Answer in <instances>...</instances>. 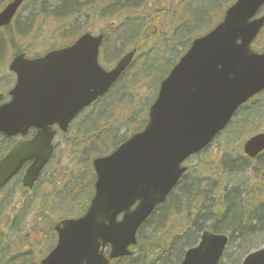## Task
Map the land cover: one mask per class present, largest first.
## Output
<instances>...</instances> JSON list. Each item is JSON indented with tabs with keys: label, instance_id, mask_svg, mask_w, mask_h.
I'll list each match as a JSON object with an SVG mask.
<instances>
[{
	"label": "water",
	"instance_id": "1",
	"mask_svg": "<svg viewBox=\"0 0 264 264\" xmlns=\"http://www.w3.org/2000/svg\"><path fill=\"white\" fill-rule=\"evenodd\" d=\"M22 3L14 0L0 12V27L9 25ZM263 4L264 0H237L214 31L193 42L192 49L162 81L144 129L109 157L94 161L98 181L91 209L79 220L58 226L60 244L42 264H108L98 252L99 240L112 244V256L129 253L127 246L136 242L137 227L156 204L165 202L186 172L181 163L208 145L228 125L240 104L264 88V53L255 54L249 46L264 25V17L250 21ZM102 38L85 34L72 47L45 58L27 60L18 55L11 68L18 71L19 81L12 91L13 102L0 107V130L8 135L18 133L37 124L43 115L52 116L49 122L59 121L66 128L85 106L105 95L136 51L127 53L113 70L105 71L97 62ZM72 50L77 54L79 76L75 89L53 99L49 78L46 73V78L42 77L39 68L61 54L67 64L60 65L70 67ZM35 101L41 102L40 109L33 108ZM48 102L50 108L46 110ZM45 131L32 142L17 146L0 163V186L11 179L22 162L35 157L37 161L24 176L25 185L34 186L51 156L52 135L45 136ZM245 146L254 157L264 149V134ZM136 201L139 203L131 211ZM123 212L124 219L118 222L116 217ZM226 242V236L204 233L202 243L187 253L183 264H216ZM243 264H264V249L248 255Z\"/></svg>",
	"mask_w": 264,
	"mask_h": 264
},
{
	"label": "rangeland",
	"instance_id": "2",
	"mask_svg": "<svg viewBox=\"0 0 264 264\" xmlns=\"http://www.w3.org/2000/svg\"><path fill=\"white\" fill-rule=\"evenodd\" d=\"M114 1L104 0L101 10L89 16H81L79 23L89 28L92 33H100L103 29L109 33L110 37L116 38L105 40V50L108 44L109 47H115L114 49L120 55L123 48L139 43V52L131 68L118 82V86L106 98L83 114L84 117L86 116L89 128L85 132L82 127V131L86 137L91 136L90 141L83 139L85 156L79 157L77 154L75 157H70L66 151L64 155L55 157L50 169L44 172L33 190L25 189L14 182L2 191L0 195L1 264L9 263V261H12L10 264H23L22 259H30L33 264H36L48 252L49 246L53 248L57 244L55 233L49 230L57 220L71 216L77 217L85 211L88 205L86 201L94 192L92 175L90 173L86 175L89 168L91 171L93 169L91 161L95 156L106 154L113 148L111 140L94 144L92 138L103 139L101 131L105 130L111 122L114 124H112L113 128L118 129L114 142H118L122 136H130L131 130H137L145 122L149 102L152 103L157 96L159 81L164 74L168 73L169 66L172 67L187 51L195 37L207 32L204 29L220 18L221 11L218 7H214L205 15L199 7L206 6V0H158V2L147 0L143 7L140 4L134 6L136 13H131L127 20H122L125 23L120 24V28L126 27L130 21L138 22L145 32L149 33L146 37L151 35L149 41H132L130 39L133 35H129L121 38L122 42H116L120 32L117 28L119 23L100 16L101 11L107 10L109 3L112 8L115 7ZM234 1L232 0L233 3ZM43 2H45L46 11L52 4L58 5V0H27L19 10L13 26L6 32H0V51H2L0 57L3 58L0 61V83L6 85L9 82L8 65L13 58L12 53L17 49L24 50L29 55H39L53 45L50 43L70 39V35L64 32L69 21L56 18L57 21L54 18L56 14H50V11L48 12L50 15L43 18L44 22H40ZM5 3V0H0V10ZM196 5L198 8H195ZM225 5H223L225 8L222 10V15L227 7ZM182 11L184 15L192 16L193 20L197 19L193 22L197 23L201 32L193 29L182 39L179 37L180 26L192 27L189 18L181 15ZM21 26L26 28L27 32L19 31ZM253 46L255 49L264 50V30ZM103 61L106 63L105 60ZM5 85H0V88L7 92L10 86ZM263 131L264 92L241 107L230 127L221 133L207 150L189 158L186 163L189 172L194 176L197 174L200 176L206 185L203 190L208 192V198L205 201L198 198L199 207L217 206L218 211L215 214L219 217V208L222 211L226 209L225 193L233 191L234 188L237 191L230 196L237 197L241 207L260 205L257 203L258 200L255 201V191L258 190L250 192L249 195L245 194L250 191L249 188H255L256 185L264 183L261 176H256L252 171L255 166L264 163V154L259 161L248 160L244 154L243 143L255 133ZM244 165L247 169H244ZM92 180L90 186L88 182ZM243 200L248 204H244ZM193 207L194 205L190 203L189 209ZM215 208H212L211 212H214ZM169 224L176 231L181 230L183 233L185 230L183 225L178 227L174 222ZM261 227L259 232L251 236L252 245L257 248L264 247V224L257 228ZM239 236L235 234L234 240L230 242L231 247L223 256L225 257L223 264L240 263L243 260V255L248 250L245 248L249 245H244L243 241L239 240Z\"/></svg>",
	"mask_w": 264,
	"mask_h": 264
},
{
	"label": "trees",
	"instance_id": "3",
	"mask_svg": "<svg viewBox=\"0 0 264 264\" xmlns=\"http://www.w3.org/2000/svg\"><path fill=\"white\" fill-rule=\"evenodd\" d=\"M103 1L104 0H58V6H55L56 9L52 11L63 10H60L61 12L59 11L58 15L63 16L62 19L67 22L71 21V18L73 17V21H75L76 24L78 16L85 14L86 11H88L89 14V12L97 13L101 10ZM123 1L125 9L121 7L111 9L109 3L107 13L102 15V12H100V16L103 18L105 17L112 22H120L119 20L122 19L119 18L128 17V11L135 10L136 8L130 7L129 4H126V0ZM44 4L45 2H43V7ZM77 29L80 32L82 31V28H78V26H76V30ZM142 38L143 36L141 35L138 39ZM139 42L143 41L140 40ZM134 45L138 47L139 43ZM93 138H96V140L99 139L97 137ZM90 139L91 138L87 141H90ZM90 144L92 145V143ZM188 177L181 181L177 190L172 194L167 203L157 209L153 219L154 224H151V228L153 229H151L152 234L150 233L151 236L145 238V248L146 250L153 252V254H155V250L163 247L165 248L157 254L156 257L158 259L167 258L166 256H168L170 258L168 260H171L172 263L178 262H174L175 257L172 255V252L175 253V255L177 254L181 256L187 247H191L196 243L193 234L188 235L192 229H195L196 233L210 230L212 232L215 231L223 234H232L234 236L235 234H239V237L244 238L243 241H245L246 244L251 241L252 235H255L262 229V227L260 229L257 228L259 225L261 226L264 224V195H262V191L256 192L255 201L257 202L258 200L259 202L257 203H260V205L250 207L247 205L241 207L239 201H237V197L231 198L230 195H233V193L237 191L236 188L231 192L227 191L224 200L226 202V209L222 211V209L219 208V217H216L215 213L218 211L217 206H213L212 208H216L214 209V212H211L212 208H207L205 206L199 207L200 203H197L198 198H202L203 201L208 198V192L203 190L206 186L205 182L198 176L193 179H189ZM249 193L250 192H248V195ZM243 202L244 204H248L244 200ZM190 203H192L194 207L189 209ZM172 222L178 227L183 225V229H185L186 232L184 230L183 233L180 234L181 230L176 231L169 224ZM190 225L193 228L189 231V228L191 227ZM182 240L185 241L183 244H180ZM180 248L181 251H179Z\"/></svg>",
	"mask_w": 264,
	"mask_h": 264
},
{
	"label": "flooded vegetation",
	"instance_id": "4",
	"mask_svg": "<svg viewBox=\"0 0 264 264\" xmlns=\"http://www.w3.org/2000/svg\"><path fill=\"white\" fill-rule=\"evenodd\" d=\"M8 79H9V84H10V89L13 88L15 86V83L17 81L16 79V74L13 73L12 71L8 72ZM15 80V83H14ZM14 84V85H13ZM10 89L7 93L4 92V98L1 102V104L3 103H8L11 100V96L9 94ZM2 91H0V93H3ZM52 129H54L56 131V135H55V139H54V153L59 149V147L61 146V142L64 140V132H61L59 130V125L58 124H53ZM39 129H37L36 127H31V129L27 132V135H16V136H6L4 134H2L0 132V160H2L3 158H5V156L10 152L11 149H13L16 144L20 143L21 141H25V140H32V138L36 137L39 133ZM53 153V154H54ZM34 161V160H32ZM32 161L26 163V168L29 164L32 163ZM21 174V172L19 173V175Z\"/></svg>",
	"mask_w": 264,
	"mask_h": 264
},
{
	"label": "bare ground",
	"instance_id": "5",
	"mask_svg": "<svg viewBox=\"0 0 264 264\" xmlns=\"http://www.w3.org/2000/svg\"><path fill=\"white\" fill-rule=\"evenodd\" d=\"M114 2H115V5L116 6L125 9V4H124V1L123 0H115Z\"/></svg>",
	"mask_w": 264,
	"mask_h": 264
}]
</instances>
